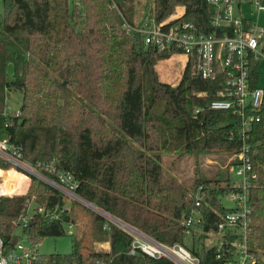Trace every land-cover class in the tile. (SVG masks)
Returning <instances> with one entry per match:
<instances>
[{"label": "trees", "instance_id": "trees-1", "mask_svg": "<svg viewBox=\"0 0 264 264\" xmlns=\"http://www.w3.org/2000/svg\"><path fill=\"white\" fill-rule=\"evenodd\" d=\"M3 1L0 136L8 135L21 144L24 158L42 173L57 177L60 172H71L80 197L160 241L186 243L182 221L194 208V194L201 188L206 203L199 208L205 215V228H217L220 215L216 210L220 214L228 210L221 200L228 190V168L223 178L201 176L188 187L165 174L160 152L227 153L241 145L236 136L237 115L232 110L210 107L222 80L193 76L189 64L179 84L159 81L156 65L170 58L172 52L148 45L142 33L124 25L125 19L141 23L148 13L142 10L144 0H115L118 7L112 0ZM177 4L186 5L184 19L205 32L213 30L214 9L207 0H155L158 19ZM9 64L13 67L11 77ZM252 71L257 84V63ZM11 91L23 95L17 112L8 105ZM75 92L96 110L101 111L103 105L114 106L117 129H107L105 136L99 137L91 125L97 114L79 104L73 97ZM162 99L165 103L158 108ZM262 110L263 120L253 132L256 139H264V107ZM154 125L159 135L151 142ZM129 140L155 152L141 151ZM260 157L264 162V148ZM0 166L9 168L10 164ZM0 174L9 178L18 172L0 170ZM28 177L26 191V187L10 186L9 191L18 188L21 193L0 195V235L8 246L17 235L14 220L27 208L30 198L59 209L65 205L55 188L36 176ZM262 177L250 194L252 240L264 250V173ZM71 214L65 211L62 219L53 222L38 216L27 230L29 240L40 243L45 236L65 234V221H75ZM95 219L110 242L108 250H91L86 256L80 243L68 253L42 254L38 250L34 264H176L143 252L130 254L132 237L102 214L97 213ZM256 252L257 263L264 264V254ZM220 253L217 247L203 245L201 264H225V257H218Z\"/></svg>", "mask_w": 264, "mask_h": 264}, {"label": "built area", "instance_id": "built-area-1", "mask_svg": "<svg viewBox=\"0 0 264 264\" xmlns=\"http://www.w3.org/2000/svg\"><path fill=\"white\" fill-rule=\"evenodd\" d=\"M74 1L79 3L80 0ZM253 2L256 11L264 10V0H207L214 9L211 32H205L194 22L184 19L187 14L184 4H177L162 19L156 16L155 3L138 25L125 19L124 25L142 33L148 45L156 46L160 51L169 50L171 56L185 55V67L191 65L193 76L222 80V87L210 107L232 110L237 115L239 127L236 136L241 141L238 148L227 151L229 180L224 195L234 199L235 206L223 214L216 210L220 215L217 228L206 229L205 215L199 208L206 203L205 193L202 188L198 189L194 194L195 206L182 221L187 236H192L190 245L187 241H160L102 210L106 214L105 218L132 237L130 254L143 252L152 258H167L176 264H201L199 253L204 245L220 249L218 257H225V264H258L256 251H259V247L252 240L253 206L250 190L261 184L264 173V162L260 157L264 139H256L253 133L263 120L264 84L260 67L264 62V27L258 24V20L249 18L243 10L244 4ZM112 4L118 7L115 0H112ZM256 63L260 72L257 84L252 71ZM203 94L200 92V95ZM22 148L8 135L0 136V162L10 164L11 170H23L28 176H36L51 185L63 195L65 205L62 209L39 203L32 207V202L36 200L35 197L30 198L27 208L14 220L17 227L24 230V238L16 235L8 246L0 235V264H34L40 243L31 242L27 230L35 225L37 217L44 216L53 222L62 219L65 211L71 214V207L66 200H77L83 204L88 202L76 193L77 181L71 172H60L57 177L46 175L24 158ZM20 193L18 188L13 191L0 188V195ZM64 224L65 230L71 232L75 221L71 219ZM15 238L18 241L13 244ZM194 238L202 239L201 248H196L197 240Z\"/></svg>", "mask_w": 264, "mask_h": 264}, {"label": "rangeland", "instance_id": "rangeland-1", "mask_svg": "<svg viewBox=\"0 0 264 264\" xmlns=\"http://www.w3.org/2000/svg\"><path fill=\"white\" fill-rule=\"evenodd\" d=\"M155 0H144L142 10L147 12L154 5ZM4 10V1L0 0V14ZM243 10L249 18L258 20V24L264 27V10L256 11L255 3H246L243 5ZM143 18L142 15H139ZM186 57L183 54H175L168 59L159 60L156 65V71L160 82L168 83L171 85H177L180 83L183 71L185 68ZM260 70L262 72V83L264 84V62L261 64ZM8 74L10 77L13 74L12 64H9ZM51 76L55 77L53 73ZM66 83L63 81V84ZM73 90V88H72ZM22 93L20 91H11L8 96V105L11 111L19 110L22 102ZM75 100L85 105V109L89 112H94L97 117L91 119V125L94 130L99 132V137L105 136L107 129H117L115 114L116 110L114 106H104L100 110H96L88 100L81 97L76 92L73 94ZM161 98V97H160ZM165 101L159 103L158 108H161ZM77 107H74V111ZM107 111L109 114H105ZM17 112V111H16ZM149 123L147 126H150ZM97 128V129H96ZM151 142H155L158 138L159 131L154 125V129L151 131ZM139 150H144L148 153L155 151H147L135 140H129ZM162 165L165 174L174 176L184 186H191L201 176H208L210 178H223L224 171H226L228 155L225 151H208L201 153H194L190 151H161ZM226 169V170H225ZM1 171L8 172L9 168H0ZM17 172V171H16ZM20 175V179L17 176ZM18 175H11L9 178H5L0 174V188L17 186L19 189H24L27 183L29 184L28 174L23 170H18ZM21 180V178H23ZM25 188V191L27 190ZM222 202L228 208L235 206V200L224 195L221 197ZM85 202V201H84ZM66 203L72 210V217L75 219V225L71 232L66 231L65 234L59 236H45L40 239L39 252L42 254H50L55 252L68 253L74 248V244L80 243L84 254L87 256L89 251H101L104 252L110 248V242L105 234L100 229V223L97 221L96 214H100V210L87 202L86 204L77 200H66ZM37 202H32V207H36ZM114 216V215H113ZM116 217V216H114ZM112 222V221H111ZM16 234L24 238L25 232L21 227H17ZM187 243L190 245L192 242V236L186 237ZM208 243V241H206ZM203 245L202 239L196 241V248L199 249ZM259 254H264L263 248H259ZM264 256V255H263Z\"/></svg>", "mask_w": 264, "mask_h": 264}, {"label": "water", "instance_id": "water-1", "mask_svg": "<svg viewBox=\"0 0 264 264\" xmlns=\"http://www.w3.org/2000/svg\"><path fill=\"white\" fill-rule=\"evenodd\" d=\"M92 205H93V204H92ZM95 207L101 211L100 214H102L103 216L106 215V214L102 211V209L98 208L97 206H95ZM17 241H18V238H15V240L13 241V244H16Z\"/></svg>", "mask_w": 264, "mask_h": 264}, {"label": "crops", "instance_id": "crops-1", "mask_svg": "<svg viewBox=\"0 0 264 264\" xmlns=\"http://www.w3.org/2000/svg\"><path fill=\"white\" fill-rule=\"evenodd\" d=\"M29 179V178H28ZM27 185H28V183H27Z\"/></svg>", "mask_w": 264, "mask_h": 264}]
</instances>
